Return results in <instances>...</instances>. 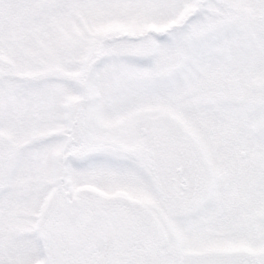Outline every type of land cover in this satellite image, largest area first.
I'll use <instances>...</instances> for the list:
<instances>
[{"label": "snow or ice", "instance_id": "obj_1", "mask_svg": "<svg viewBox=\"0 0 264 264\" xmlns=\"http://www.w3.org/2000/svg\"><path fill=\"white\" fill-rule=\"evenodd\" d=\"M0 264H264V0H0Z\"/></svg>", "mask_w": 264, "mask_h": 264}]
</instances>
